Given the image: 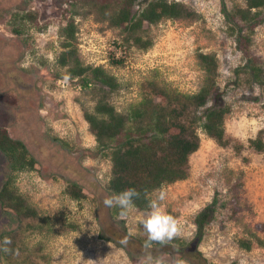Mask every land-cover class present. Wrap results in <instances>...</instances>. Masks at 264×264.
Returning <instances> with one entry per match:
<instances>
[{
    "label": "rangeland",
    "instance_id": "374dc122",
    "mask_svg": "<svg viewBox=\"0 0 264 264\" xmlns=\"http://www.w3.org/2000/svg\"><path fill=\"white\" fill-rule=\"evenodd\" d=\"M176 1L198 17L144 25L152 41L146 51L119 47L117 30L90 17L75 18L78 55L84 64L102 66L117 79L120 87L112 102L122 113L150 81L183 94L196 93L203 77L197 55H216L219 101L230 107L225 119L230 145L221 147L198 130L200 145L189 157V175L163 186L164 206L184 226L179 239L190 240L196 214L215 195L224 206L232 186L241 184L237 192L242 211L237 219L221 208L206 226L199 250L208 264H264V247L253 244L245 251L237 244L246 238L244 228L264 222V149L259 152L249 145L258 134L264 142V89L248 84L238 71L242 54L225 24L220 0ZM224 2L228 8L243 5L242 0ZM140 7L138 3L135 10ZM66 11L62 0H0V127L22 141L36 160L33 170L16 174L15 183L38 212L35 219L12 223L0 209V236L11 231L18 250L8 260L0 252V264H88V260L141 264L145 254L136 250L147 237L139 221L148 210L135 208L117 219L118 209L104 205L110 194L111 163L96 149L82 116L80 104L91 106L90 99L78 81L65 84L56 77L63 74L55 58ZM16 15L24 16L21 38L11 33ZM250 51L264 63V23L255 30ZM111 54L122 65H112ZM26 57L30 63L24 68ZM6 173L7 162L0 152V186ZM70 184L80 187L82 198L75 200L66 193ZM130 232L132 243L121 245ZM153 257L165 264L182 259Z\"/></svg>",
    "mask_w": 264,
    "mask_h": 264
},
{
    "label": "trees",
    "instance_id": "16d2710c",
    "mask_svg": "<svg viewBox=\"0 0 264 264\" xmlns=\"http://www.w3.org/2000/svg\"><path fill=\"white\" fill-rule=\"evenodd\" d=\"M243 5L228 8L220 0L221 12L235 48L242 54L243 65L238 68L251 86L264 89V63L251 55V46L256 28L264 23V0H242ZM141 3V7H135ZM66 7L65 25L58 29L60 52L55 58L56 66L63 71L57 79L70 74V80L79 82V88L89 97L91 106L80 104L82 116L93 135L96 149L106 153L111 163V175L107 182L109 192H120L136 188L141 196L134 201L135 208L146 211L148 200L154 189L185 180L189 175V157L199 149L198 130L217 145L226 147L230 141L225 133V119L230 107L218 97V60L214 53L197 55L202 71V83L196 93L183 94L155 81L148 82L136 102L124 113L117 110L112 97L119 90L117 79L102 66L86 65L77 50V26L75 18H92L117 30L122 46L142 51L152 46L144 25L155 26L162 21L195 20L196 12L176 0H62ZM24 16L12 19L11 33L21 38L24 34ZM40 29V28H39ZM110 63L122 65V61L110 56ZM211 102V103H209ZM256 151L264 149L260 134L249 140ZM236 150L239 148L235 147ZM0 152L7 162V173L0 186V209L10 222L35 219L37 210L16 186V174L31 171L36 164L26 145L10 136L6 128L0 127ZM236 183L222 206L215 195L195 216V232L190 240L175 239L167 245L153 244L152 256L179 255L190 264H208L199 250L206 226L216 213L225 208L230 217L237 219L242 211ZM66 193L75 200L82 198L77 184H70ZM246 238L238 240V247L249 251L253 244L264 247V222L244 228ZM13 239L11 231L0 236ZM145 238L136 250L146 253ZM130 242V241H129ZM132 243V242H130ZM124 246V245H123ZM10 248L16 250L15 244ZM8 260L11 253L0 251Z\"/></svg>",
    "mask_w": 264,
    "mask_h": 264
},
{
    "label": "clouds",
    "instance_id": "9594fccd",
    "mask_svg": "<svg viewBox=\"0 0 264 264\" xmlns=\"http://www.w3.org/2000/svg\"><path fill=\"white\" fill-rule=\"evenodd\" d=\"M30 60L26 57L25 62H22L21 67H29ZM70 80V74H67L63 78L65 84ZM211 103V102H209ZM153 198L148 200V211L142 215L139 223L142 225L144 233L147 239L144 242V248L146 249L145 256L141 260V264H165L160 258H154L148 249H151L153 244H159L161 246L169 244L171 241L180 238L184 235V226L178 220L177 217L170 214L167 208L164 206V201L167 199L166 190L161 187L154 189ZM141 196L140 191L136 188H127L120 192H110L105 197L103 203L106 207L118 209L117 219H124L130 211L135 209L134 201ZM133 233H129L124 236L119 243L127 246L129 238ZM12 240L10 237H4L0 241V251L5 254L13 253L18 254V250H14L9 247ZM88 264H93L92 260H88ZM175 264H187L183 259H177Z\"/></svg>",
    "mask_w": 264,
    "mask_h": 264
}]
</instances>
